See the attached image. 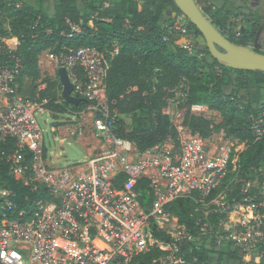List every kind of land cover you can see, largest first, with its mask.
<instances>
[{
	"label": "built area",
	"instance_id": "2783aa9c",
	"mask_svg": "<svg viewBox=\"0 0 264 264\" xmlns=\"http://www.w3.org/2000/svg\"><path fill=\"white\" fill-rule=\"evenodd\" d=\"M177 23L171 33L191 39L184 49L194 54L191 44L195 36L184 17ZM1 50L10 57L3 59L0 51V143L15 141L16 150L8 157L12 175L20 177L26 186L46 187L51 199L40 204L27 220L5 219L0 224V264H131L133 258L153 247L167 253L161 264H182L184 248L199 242L203 234L177 223L168 206L188 197H194L204 208L205 218L197 220V227L203 222L202 228H208L205 219L211 213L225 215L219 227L238 247L251 252L264 243V215L260 214L264 202L246 196L244 202L231 204L222 190L224 181L238 170V149L228 143L211 144L183 125L175 126L176 140L170 137L145 152L114 133L106 105V80L108 56L118 54L117 48L109 55L90 47L60 57L48 55L59 68L68 70L74 95L92 102L82 112L58 115L78 118L70 133H80L92 111L102 113L93 123L100 148L86 161L68 165L58 164L61 157L50 155L38 120L54 114L45 102H33L21 94V60L12 54L10 46ZM44 88L42 84L39 90ZM179 89L171 90L170 95L175 96L167 100L165 109L173 124V119L182 115L181 104L188 93L186 84ZM190 110L200 116L196 112L207 109L193 105ZM251 120L255 138L264 141V113L252 115ZM56 130L51 127L52 133ZM12 196L7 190L0 193L8 210L13 208ZM242 209L247 212L242 220L244 231L232 232L228 218ZM155 231L171 238V242L156 239Z\"/></svg>",
	"mask_w": 264,
	"mask_h": 264
},
{
	"label": "trees",
	"instance_id": "16d2710c",
	"mask_svg": "<svg viewBox=\"0 0 264 264\" xmlns=\"http://www.w3.org/2000/svg\"><path fill=\"white\" fill-rule=\"evenodd\" d=\"M196 2L230 42L244 47L255 42L259 23L253 22L241 28L239 33L235 32L237 24L232 19H238L240 15L234 11L236 8L231 0H222L221 4L209 0ZM182 17L174 0H0L1 57L5 60L10 57L1 47L7 49L12 42L16 43L12 54L21 60L19 91L25 79L33 80L38 86L29 100L45 102L57 117L82 112L92 102L84 101L78 107L67 103L58 74L54 79L40 80L42 54L48 52L60 57L81 47H90L109 55L117 48L118 54L108 56L106 105L110 125L118 137L132 141L140 152L152 149L170 137L178 138L177 128L165 113L168 106L166 91L186 84L187 98L181 104V108H187L183 125L203 139L227 131L238 143L246 145L240 155L238 170L223 183L227 201L231 204L244 202L245 197L250 196L262 203L264 141L255 138L251 116L264 113V98L257 104L251 93L255 88H264V72L234 70L221 65L211 56L202 33L185 17L189 32L204 44V50L192 55L184 48H177L170 53L173 34L168 25L171 20ZM255 51L264 54L258 49ZM42 84L45 88L39 90ZM193 105L219 113L222 122L214 125L203 116L191 114ZM15 150L13 140L0 143V193L7 190L13 195L11 210L0 198V224L5 219L27 220L40 204L51 199L46 187L26 186L20 177L12 175L8 157ZM26 157L29 159L27 152ZM254 183L259 187H254ZM203 209L194 197L179 199L168 206L177 223L203 234L199 242L184 248L182 264H264V243L251 252L238 247L228 238L225 229L219 227L226 219L225 215L211 213L205 219L210 226L203 229L202 222L201 227H197V220L205 218ZM260 214L264 215V208ZM246 216L243 209L230 215L232 232L244 231L242 220ZM154 236L171 242V238L163 233L155 231ZM248 253L251 261L246 262L244 257ZM166 254L153 247L133 258L131 264H161L159 261ZM256 258L260 259L259 263L255 262Z\"/></svg>",
	"mask_w": 264,
	"mask_h": 264
},
{
	"label": "rangeland",
	"instance_id": "374dc122",
	"mask_svg": "<svg viewBox=\"0 0 264 264\" xmlns=\"http://www.w3.org/2000/svg\"><path fill=\"white\" fill-rule=\"evenodd\" d=\"M212 2L222 3V0H209ZM234 1V5H236L235 11L240 14H245L247 17L251 16V22L254 21L259 23V25L262 26L259 33L257 34L256 43L252 44L250 47L255 49H258L260 52L264 53V22L261 21L257 15V12L263 11L264 13V0H238L236 2ZM198 6L202 9V5L198 4ZM244 17V16H243ZM241 17L237 21L236 19H232L233 22L237 21V26L235 27V32L239 33L241 28L249 26L247 24V17ZM247 19V21L245 20ZM258 18V19H257ZM264 19V18H263ZM236 20V21H235ZM245 20V21H244ZM178 20H171L169 25L171 30H174L175 26H177ZM7 28L9 29V24H6ZM173 32V31H171ZM191 42V39H188L184 36H182L179 33H173L172 43L169 46V52L173 53L176 51L177 48H184V46L189 45ZM204 44L199 41L196 38V41L192 40L191 47L193 48L194 54H201V51L204 50ZM256 45V46H255ZM16 49L15 44L12 42L10 44V50L14 51ZM200 52V53H199ZM49 53L45 52L42 54L40 58V69L42 72V76L40 80H43L47 77L56 78L57 70L59 69L58 63L55 61H52L49 58ZM193 55V54H192ZM39 82H37L38 84ZM184 84H179L173 88L168 89L167 92V100L171 99V95L175 96V94H171V90H176L177 88L181 90L183 88ZM36 85L33 80L25 79L23 88L20 87L21 94L26 98L30 99L33 89ZM177 96L181 97V93L178 91ZM252 96L253 101H255L257 104L261 103L264 98V88L259 87L252 90ZM207 110L203 112H196V114H199L200 116H203L213 122L214 125H218L222 122V116L214 111H210L207 107H205ZM187 112V108H182V115L180 118H174V125L180 126L183 125L184 118ZM190 112H192L190 110ZM102 117V113H100L98 110L92 111L90 113V116L87 117L86 121L83 124L82 130L77 135H72L69 131L71 128V125L78 120L77 117H68V116H52L51 114H46L43 118L38 117L39 123L44 131L45 134V140L47 143V147L49 149V153L52 157L59 156L61 159L57 160V163L60 165H68L71 162H81L86 161L88 158V155L93 154L97 149L100 148L99 141L95 138V132H94V120L96 118ZM127 123H131L129 119H125ZM79 122V121H78ZM46 123V124H45ZM54 126L57 130L56 133L51 132V127ZM184 126V125H183ZM56 139V140H55ZM62 139L64 140L63 143ZM208 141L211 144H224L228 143L230 146H232L234 149H238L240 152V155L245 151L246 147L240 148V145L242 143L236 142V140L230 136L229 132L224 131L219 134H214L212 137L208 139ZM239 154V153H238ZM239 155V156H240ZM259 187V185H257ZM244 260L246 262L251 261V255L249 257H244ZM256 263L260 262L259 258L255 259Z\"/></svg>",
	"mask_w": 264,
	"mask_h": 264
},
{
	"label": "water",
	"instance_id": "95a60500",
	"mask_svg": "<svg viewBox=\"0 0 264 264\" xmlns=\"http://www.w3.org/2000/svg\"><path fill=\"white\" fill-rule=\"evenodd\" d=\"M174 2L183 16L202 33L211 56L221 65L234 70L264 72V54L256 52L254 48L230 42L204 14L196 0ZM57 74L63 87L64 100L76 107L83 104L84 100L74 95V85L68 70L59 68Z\"/></svg>",
	"mask_w": 264,
	"mask_h": 264
},
{
	"label": "crops",
	"instance_id": "0c3cea01",
	"mask_svg": "<svg viewBox=\"0 0 264 264\" xmlns=\"http://www.w3.org/2000/svg\"><path fill=\"white\" fill-rule=\"evenodd\" d=\"M235 1L238 2V0H235ZM214 2H215V1H214ZM232 3H233V5H234L235 2L233 1ZM235 6H236V5H234V7H235ZM235 8H236V7H235ZM234 11H235V10H234ZM235 12H236V11H235ZM236 13H237V12H236ZM238 14L240 15L239 18H241V17H243V16H244V17H247L245 14H240L239 12H238ZM259 15L262 16L260 20L264 22V19H263V18H264V13H263V11L257 12V15H255V17L258 16V17L260 18ZM244 17H243V18H244ZM239 18H238V20H239ZM247 19H248L249 21H247ZM247 19L245 18V20L247 21V24L250 25V24L252 23V22H251V20H252V19H251V16H250V17H247ZM257 19H258V18H257ZM236 20H237V19H236ZM236 20H235V21H236ZM238 20H237V21H238ZM245 20H244V21H245ZM237 21H236V23H237ZM243 28H244V27H243ZM40 58H41V57H40ZM61 143H63V142H61Z\"/></svg>",
	"mask_w": 264,
	"mask_h": 264
},
{
	"label": "flooded vegetation",
	"instance_id": "af4514ba",
	"mask_svg": "<svg viewBox=\"0 0 264 264\" xmlns=\"http://www.w3.org/2000/svg\"><path fill=\"white\" fill-rule=\"evenodd\" d=\"M254 23H257V21H256V22L254 21ZM261 28H262V26L260 25V26H259L258 33H259V31H260V29H261ZM258 33H257V34H258ZM256 39H257V36H256ZM256 39H255V42H254V44L256 43ZM255 46H256V45H255ZM254 49H255V47H254Z\"/></svg>",
	"mask_w": 264,
	"mask_h": 264
}]
</instances>
